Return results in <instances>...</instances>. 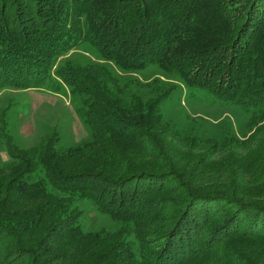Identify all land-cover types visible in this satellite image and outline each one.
Wrapping results in <instances>:
<instances>
[{
    "label": "trees",
    "instance_id": "1",
    "mask_svg": "<svg viewBox=\"0 0 264 264\" xmlns=\"http://www.w3.org/2000/svg\"><path fill=\"white\" fill-rule=\"evenodd\" d=\"M78 47L121 70L154 65L257 126L217 161L211 149L194 153L171 140L159 101L128 103L81 69L53 71ZM8 87L70 88L92 138L74 160L45 154L35 182L0 179V230L16 249L47 238L60 264H264V0H0V91ZM71 197L139 234L141 258L118 234L83 233L58 205ZM40 199L35 216L28 202Z\"/></svg>",
    "mask_w": 264,
    "mask_h": 264
},
{
    "label": "rangeland",
    "instance_id": "2",
    "mask_svg": "<svg viewBox=\"0 0 264 264\" xmlns=\"http://www.w3.org/2000/svg\"><path fill=\"white\" fill-rule=\"evenodd\" d=\"M56 60L53 71L60 66L81 69L83 73L97 78L101 87L113 98L124 97L128 103L133 102L130 96L150 103L159 101L155 113L161 125L168 134H177L167 138L179 144L181 140L186 141L185 149L191 148L194 153H208L211 149L215 153L214 161L225 155L228 145H234L232 140H247L257 126L248 113L219 104L202 92L187 88L180 77L161 71L154 65L144 69L121 70L112 62L99 58L93 49L87 47H78ZM82 104V99L72 95L67 87L62 90L45 87L37 90L8 87L1 90L0 179L6 184L15 183L21 187L23 185L18 184L20 180L32 183L44 175L42 162L45 154L63 153L68 154L70 160L77 158L92 142L90 130L77 116ZM84 183L92 185L90 180H84ZM47 188L58 194L49 185ZM84 191L87 190L84 188ZM9 192L17 193L14 189ZM60 196L68 198L62 194ZM167 196L173 200L177 194ZM23 198L26 206L31 196L29 194ZM43 202L42 199L28 202L34 215L38 214L34 208ZM58 205L77 216L76 222L83 233L118 234L119 240L130 244L126 246L128 254L141 258L142 250L137 241L139 234L129 233L126 236L119 233L122 225L96 210L91 200L71 197ZM6 234L0 230L1 264L6 261L14 264H60L64 260L60 258L58 246H53L47 238H43L38 246L34 242L26 248L16 249L15 241L8 239ZM155 236L145 237L146 242L155 243ZM84 242L80 243L91 245ZM154 246L152 244L151 248ZM128 254L124 257L127 258Z\"/></svg>",
    "mask_w": 264,
    "mask_h": 264
},
{
    "label": "bare ground",
    "instance_id": "3",
    "mask_svg": "<svg viewBox=\"0 0 264 264\" xmlns=\"http://www.w3.org/2000/svg\"><path fill=\"white\" fill-rule=\"evenodd\" d=\"M21 76V75H20Z\"/></svg>",
    "mask_w": 264,
    "mask_h": 264
}]
</instances>
